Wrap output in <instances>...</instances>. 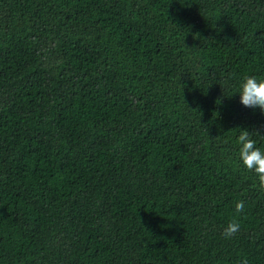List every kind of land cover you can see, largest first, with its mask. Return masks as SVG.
Returning <instances> with one entry per match:
<instances>
[{
  "label": "trees",
  "instance_id": "obj_1",
  "mask_svg": "<svg viewBox=\"0 0 264 264\" xmlns=\"http://www.w3.org/2000/svg\"><path fill=\"white\" fill-rule=\"evenodd\" d=\"M249 76L264 0H0V264H264Z\"/></svg>",
  "mask_w": 264,
  "mask_h": 264
},
{
  "label": "clouds",
  "instance_id": "obj_2",
  "mask_svg": "<svg viewBox=\"0 0 264 264\" xmlns=\"http://www.w3.org/2000/svg\"><path fill=\"white\" fill-rule=\"evenodd\" d=\"M240 102L243 106L252 109H260L264 114V79H257L255 76L245 77L240 85ZM259 134H250L248 130H239L238 145L239 158L244 168L255 174L258 179L259 188L264 190V151L257 146L256 140L252 137ZM264 139V137H260ZM245 203L243 200L235 204V212L241 214L244 212ZM241 230V224L237 219L231 220L223 230L225 239L234 238ZM241 264H247L242 260Z\"/></svg>",
  "mask_w": 264,
  "mask_h": 264
}]
</instances>
